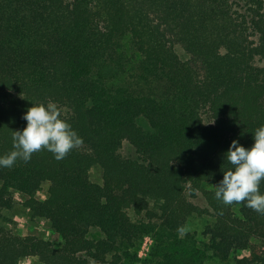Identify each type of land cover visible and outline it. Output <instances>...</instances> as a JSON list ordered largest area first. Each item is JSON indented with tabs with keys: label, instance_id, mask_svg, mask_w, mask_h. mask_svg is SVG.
I'll return each instance as SVG.
<instances>
[{
	"label": "trees",
	"instance_id": "trees-1",
	"mask_svg": "<svg viewBox=\"0 0 264 264\" xmlns=\"http://www.w3.org/2000/svg\"><path fill=\"white\" fill-rule=\"evenodd\" d=\"M257 60L264 0H0V156L15 150L32 104L56 103L82 138L63 159L42 148L0 167V264H204L243 252L237 264H264V213L215 197L232 141L250 147L264 125ZM16 208L62 244L12 231L3 210ZM203 213L213 221L198 242L182 231ZM146 235L154 243L140 260L130 249Z\"/></svg>",
	"mask_w": 264,
	"mask_h": 264
},
{
	"label": "clouds",
	"instance_id": "clouds-1",
	"mask_svg": "<svg viewBox=\"0 0 264 264\" xmlns=\"http://www.w3.org/2000/svg\"><path fill=\"white\" fill-rule=\"evenodd\" d=\"M23 119L27 122L26 127L13 131L15 150L0 156V167H12L18 158L27 162L42 148L60 160L82 143L77 132L61 118L60 109L54 102L32 104ZM253 141L250 147L232 141L225 155L232 168L224 172L223 179L215 186V197L225 205L246 202L247 207L264 213V194L259 190L264 180V125L255 130Z\"/></svg>",
	"mask_w": 264,
	"mask_h": 264
},
{
	"label": "rangeland",
	"instance_id": "rangeland-1",
	"mask_svg": "<svg viewBox=\"0 0 264 264\" xmlns=\"http://www.w3.org/2000/svg\"><path fill=\"white\" fill-rule=\"evenodd\" d=\"M70 1V0H67ZM175 51L182 60L190 61V56L185 50L178 44L175 45ZM256 63L260 66H264V60H257ZM198 70V67L196 68ZM121 154L125 157H136L134 148L127 142L124 141L121 145ZM89 177L91 181L95 183L102 182V170L98 165L93 166L89 171ZM49 182L44 181L41 186V190L36 193L38 199H42L45 196V190L48 188ZM207 187L211 185L207 184ZM13 199L15 201H22L24 197L18 193H13ZM190 200L197 204L198 206L205 208L206 202L201 194H196L195 196L190 197ZM129 216L132 220H137V217L132 210L128 211ZM3 214L8 220V226L14 232H17L21 235H35L36 237L49 240L53 247H59L62 244V240L59 235H57L52 228L48 225L47 221L42 218L29 219L25 210L16 208L14 211L3 210ZM213 221V216L210 213H203L202 215L193 214L187 218L185 225L183 227V233L188 232L192 234L198 242L205 241V237L202 235L206 224H209ZM181 232V235H182ZM90 238H99L101 233L96 229L92 228L89 231ZM154 243V240L151 236L146 235L140 241H138L133 248L130 249L131 252L136 251L137 257L142 260L147 257L150 246ZM243 253H234L227 260L221 261L217 258H209L204 264H237V258L240 257ZM17 264H37L36 256L24 257ZM126 264H129L126 263ZM133 264H142L141 261H136Z\"/></svg>",
	"mask_w": 264,
	"mask_h": 264
}]
</instances>
